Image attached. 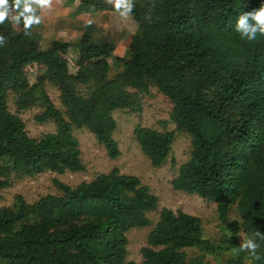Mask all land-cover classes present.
Wrapping results in <instances>:
<instances>
[{
	"label": "trees",
	"instance_id": "1",
	"mask_svg": "<svg viewBox=\"0 0 264 264\" xmlns=\"http://www.w3.org/2000/svg\"><path fill=\"white\" fill-rule=\"evenodd\" d=\"M262 3L134 0L133 32L118 37L128 57L114 54L110 79L107 59L115 43L91 41L92 31L85 30L76 44L72 75L65 57L69 43L53 40L40 50L41 24L27 35L22 23L0 25L7 41L0 46V187L8 184L10 172L22 177L83 170L73 129L91 132L115 158L112 111H138L141 93L153 87L171 104L162 123H172V129L136 124L134 139L158 166L169 155L174 134L187 137L188 156L171 186L214 202L225 231V237L209 241L197 216L161 208L147 245L140 248L141 262L125 260L124 232L150 224L146 213L155 208L156 197L136 176L112 167L74 186L54 181L59 191L33 202L15 195L13 207L0 206V264H202V256L187 258L183 248L214 255L228 251L225 264H264V239L255 237L256 259L240 249L237 238L238 232L264 233V35L248 41L235 31L241 12ZM80 6L91 13L114 11L99 0H80L77 11ZM30 70L37 71L32 84L26 76ZM45 83L57 89L61 108L44 92ZM8 92L15 95L16 110L40 102L33 118L52 121L54 130L28 136L22 120L7 108ZM32 215L36 220L26 222Z\"/></svg>",
	"mask_w": 264,
	"mask_h": 264
},
{
	"label": "rangeland",
	"instance_id": "2",
	"mask_svg": "<svg viewBox=\"0 0 264 264\" xmlns=\"http://www.w3.org/2000/svg\"><path fill=\"white\" fill-rule=\"evenodd\" d=\"M79 1L62 0V3L54 6L53 11L50 13H40L44 16V20L40 28L41 36L38 47L40 50H44L53 40L69 43L70 46L65 57L68 72L73 75L77 71L75 60L78 48L76 44L85 30L87 32L92 31L91 41L95 43L100 41L115 43V50L107 59V77L110 79L115 75V56L128 57V52L118 42V37L122 39L126 34L132 33L134 24L131 22V18L122 20L112 10L91 13L87 7L80 6L77 11L76 3L78 4ZM99 1L106 4V6H110L105 0ZM89 18L93 19L94 23L86 25L85 21ZM36 75V70L26 72L29 84L35 81ZM78 86L76 89L84 94V88ZM43 89L52 103L61 108L57 89L48 83L43 85ZM14 96L12 92H8L7 108L22 120L24 130L28 136L38 138L42 134L54 130L52 121L37 122L34 120V114L40 111V102L37 105L16 110L13 104ZM139 107L138 111L125 108L114 110L111 113L116 124L112 137L116 141L119 150V154L115 158H109L106 155L103 146L96 142L91 132L85 128L73 129L72 134L78 142L79 157L83 164V170L74 172L65 170L62 173L46 170L34 176L22 177L10 172L7 177L8 184L0 187V206L13 207L15 205V195H20L27 203L33 202L45 194L57 193L59 190L54 181L74 186L80 181L90 180L97 173H106L112 167H115L118 173L136 176L140 183L145 185L149 192L156 197L155 208L146 213L150 224L145 227L131 228L124 232L126 237L125 260L141 262L140 248L147 245L148 231L158 219L161 208H167L172 212L181 210L187 214L197 216L201 221L203 237L209 241L217 240L220 236L225 237V231L222 230V226L217 220L214 202L201 198L194 193L175 190L171 186V180L176 175L178 165L188 156L189 142L187 137L175 133L169 155L158 166L150 164L134 139L133 128L136 124L152 127L159 131L172 129V123H162L167 119L171 107L169 100L151 87L148 93H141ZM230 218H235L232 212H230ZM35 220L36 216L32 215L25 221L33 222ZM242 236L241 232L237 233L238 240L241 241ZM182 250L187 258L202 256V264H225L226 258L230 254L228 251H221L214 255L197 248H183Z\"/></svg>",
	"mask_w": 264,
	"mask_h": 264
},
{
	"label": "clouds",
	"instance_id": "3",
	"mask_svg": "<svg viewBox=\"0 0 264 264\" xmlns=\"http://www.w3.org/2000/svg\"><path fill=\"white\" fill-rule=\"evenodd\" d=\"M111 6L116 14L122 19L127 20L131 17L134 10V0H105ZM62 0H0V25L6 21L13 26L19 27L22 23L25 35L30 34L33 26H39L43 23L44 16L41 12L50 13L54 6L60 5ZM155 7L153 3L145 15V20L152 22V10ZM86 25L94 23L89 18L85 21ZM235 31L241 39L253 41L257 35H264V3L258 8L249 11H242L235 24ZM6 37L0 34V46L6 43ZM255 237L264 239V233L257 230L253 236L244 235L241 237L240 249L249 252L254 258L258 244Z\"/></svg>",
	"mask_w": 264,
	"mask_h": 264
},
{
	"label": "crops",
	"instance_id": "4",
	"mask_svg": "<svg viewBox=\"0 0 264 264\" xmlns=\"http://www.w3.org/2000/svg\"><path fill=\"white\" fill-rule=\"evenodd\" d=\"M76 6H77V3H76ZM81 13V12H80ZM84 30V27L82 28Z\"/></svg>",
	"mask_w": 264,
	"mask_h": 264
}]
</instances>
